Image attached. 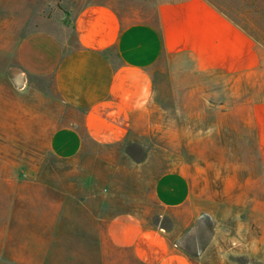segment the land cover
<instances>
[{
    "label": "crops",
    "instance_id": "0c3cea01",
    "mask_svg": "<svg viewBox=\"0 0 264 264\" xmlns=\"http://www.w3.org/2000/svg\"><path fill=\"white\" fill-rule=\"evenodd\" d=\"M127 10L135 7L84 0L72 7L67 24L28 31L16 49L18 79L49 84L38 90L51 91L72 114L71 125L53 126L47 135L43 128L38 136L57 160L77 155L79 138L102 155L105 148L132 145L162 83H184V110L191 108L184 123L196 124L198 160L213 158L198 162L196 173L186 164L184 172L159 175L150 195L172 215L184 209V227L170 214L171 227L146 225L136 208L109 215L103 193L95 230L87 197L38 201L44 210L80 213L84 235L100 236L105 264L110 247L128 252L135 264H264V43L210 0H159L143 20ZM42 168L38 161L35 169ZM38 180L55 190V179ZM0 264L61 262L37 257Z\"/></svg>",
    "mask_w": 264,
    "mask_h": 264
},
{
    "label": "rangeland",
    "instance_id": "374dc122",
    "mask_svg": "<svg viewBox=\"0 0 264 264\" xmlns=\"http://www.w3.org/2000/svg\"><path fill=\"white\" fill-rule=\"evenodd\" d=\"M82 1L13 0L9 3L0 0L1 263L44 257L46 260L59 259L61 264H105L97 248L100 236L94 234L90 241L83 233L84 217L80 213L65 216L48 210L47 205L44 210L38 197L71 194L83 201L87 197L92 200L94 230L100 227L95 218L103 214L102 206L105 205L100 200L102 193L109 196L106 205L109 215L132 212L136 208L146 225L171 227L168 216L172 212L165 211L151 199L153 182L168 171L184 172L186 164L191 166V173H196L197 163L210 161L212 157L199 156L198 160L196 124L184 123V111L191 116V108L184 110V83L174 81L175 77L174 83H162L166 85L155 93L146 109V118L141 119L136 127L138 137L133 139L132 145L105 148L102 155L101 150L79 138L80 152L68 156L70 160H57L48 152L47 139L38 137L41 130L45 128L47 135L53 126L71 125L68 119L72 114L62 109L51 91L38 90L48 88L49 84L25 77L18 79L16 49L28 31L48 26L54 29L55 24H67L72 7ZM96 1L135 7V11H127L134 18L143 20L148 18L152 6L159 0ZM210 1L253 38L264 43V0ZM184 129L189 131L184 133ZM120 151H126V155H121ZM38 161L44 164V172L43 168L42 172L35 169ZM133 162L145 164L135 165ZM29 166L34 169L28 170ZM41 177L55 179V190L38 184ZM195 207L196 204L192 209ZM182 210L173 211L171 217L175 218L173 222L178 221L184 227ZM221 210L225 211L224 214L230 211L227 204H222ZM108 264L135 263L128 252L118 253L110 247Z\"/></svg>",
    "mask_w": 264,
    "mask_h": 264
}]
</instances>
